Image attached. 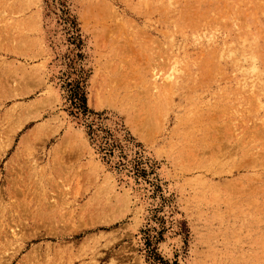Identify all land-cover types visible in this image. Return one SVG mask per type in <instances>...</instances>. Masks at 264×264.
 I'll return each mask as SVG.
<instances>
[{
  "label": "rangeland",
  "instance_id": "rangeland-1",
  "mask_svg": "<svg viewBox=\"0 0 264 264\" xmlns=\"http://www.w3.org/2000/svg\"><path fill=\"white\" fill-rule=\"evenodd\" d=\"M0 264H264V0H0Z\"/></svg>",
  "mask_w": 264,
  "mask_h": 264
}]
</instances>
